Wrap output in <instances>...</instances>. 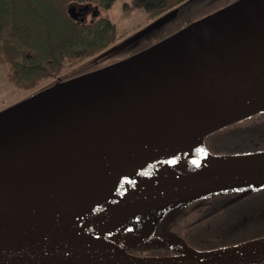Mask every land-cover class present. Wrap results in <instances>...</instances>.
Returning a JSON list of instances; mask_svg holds the SVG:
<instances>
[{"label":"water","instance_id":"1","mask_svg":"<svg viewBox=\"0 0 264 264\" xmlns=\"http://www.w3.org/2000/svg\"><path fill=\"white\" fill-rule=\"evenodd\" d=\"M87 8L69 6L67 11L76 19ZM181 30L121 61L61 81L68 83L132 57L149 60L140 69L118 75L116 80H121L83 93L81 101L67 105L63 114L1 131L0 195L36 183L108 170L185 143H192L199 155L185 160L194 159L199 168L173 175L184 180L204 176L206 181L144 211L224 191L216 190L224 176L250 181L242 188L263 187L264 170L231 166L224 158L264 151L212 154L204 139L264 112V0H245L196 30L167 40ZM60 83L2 112L13 111L21 102ZM153 195L132 198L123 207L151 202ZM138 245L141 243L134 242L120 251L71 241L0 240V264H264V236L184 255L138 256L127 251Z\"/></svg>","mask_w":264,"mask_h":264},{"label":"bare ground","instance_id":"2","mask_svg":"<svg viewBox=\"0 0 264 264\" xmlns=\"http://www.w3.org/2000/svg\"><path fill=\"white\" fill-rule=\"evenodd\" d=\"M244 1L232 3L196 21L167 40L196 30ZM148 61L132 57L68 83H60L55 88H48L16 105L13 111L1 112L0 132L57 117L65 112L67 105L75 106L81 101L83 93L88 95L99 91L106 82L140 69ZM198 157L195 146L185 143L108 170L7 191L0 195V240L71 241L124 251L128 242L119 236L118 231L129 223L130 218L152 204L175 198L206 181L204 176L184 180L166 172L178 162ZM224 161L239 168L264 170V153L230 156ZM249 183L248 180L224 176L216 190L239 189ZM154 192L157 195H153ZM142 195H153V199L144 204L123 207L127 200ZM173 249L179 250L175 246Z\"/></svg>","mask_w":264,"mask_h":264},{"label":"trees","instance_id":"3","mask_svg":"<svg viewBox=\"0 0 264 264\" xmlns=\"http://www.w3.org/2000/svg\"><path fill=\"white\" fill-rule=\"evenodd\" d=\"M114 1L0 0V64H7L8 66L6 73L8 82L25 91L35 90L49 78L57 77L66 65H73L108 48L121 34L114 23L101 16L90 18L91 20L85 22H77L69 16L67 8L69 6H90L94 3L95 7L107 9ZM185 1L188 0H132L130 5L123 4V9L133 8L141 10L146 14L147 18L151 19L174 8L169 16L158 20L157 25L148 30L146 32L148 33L158 29L173 18L178 13L180 5ZM167 35H170V33ZM165 36L163 35L155 40L150 39L146 44L137 48L127 49L121 56H117L116 52L106 62H94L84 69L65 77L64 80L128 57L162 40ZM256 135V138L252 137L233 144L232 148L225 154L264 151V129L262 133ZM198 168V165L178 166L176 172L179 175H186ZM262 189H264V186L255 190L244 189L241 191L245 192L242 198L226 206L220 205L222 194L217 193L207 196L205 201L208 204L204 210H201V215L196 217L189 229L190 232L188 231L189 233L185 234L183 241L188 246L196 249H206L224 247L264 236V211L260 210V204L255 199L253 200V195L259 193ZM248 200L250 202H247ZM184 201L173 204L172 207L177 208ZM215 201L217 202L215 203ZM262 201L264 202V200ZM240 202H246V207L253 210V212L251 217H247L249 218L248 220H243L240 225L230 228L233 226L231 225L233 217L226 216L223 212L229 206ZM212 203L215 204L212 205ZM152 221L153 219H151V223ZM225 221L229 224V227H220L222 223L226 225ZM148 227L146 228V225H144L143 229H148ZM212 227L215 230H219V232H211ZM252 229L257 235L247 236L246 233L251 232L249 230ZM212 233L215 235H212ZM208 235L211 236L208 237ZM130 236L133 239L141 237L139 234L134 233L130 234ZM213 238L215 241L211 240ZM173 239L163 234L155 238V240L159 241H170ZM195 239L196 241H193ZM130 251L135 255H162L167 253L166 249L162 247H135Z\"/></svg>","mask_w":264,"mask_h":264},{"label":"rangeland","instance_id":"4","mask_svg":"<svg viewBox=\"0 0 264 264\" xmlns=\"http://www.w3.org/2000/svg\"><path fill=\"white\" fill-rule=\"evenodd\" d=\"M229 2H233V0L185 1L180 5L178 13L173 18H171L168 22H165L158 29H154L152 32L148 33H146L148 30H150L154 25H157L156 23H158V20L163 17L169 16V14L174 10V8L155 18L149 19L146 17V14L141 10H136L133 8H126L128 10L123 9V4L130 5L132 3V0H115L114 3L107 9L97 7L100 12L99 16L109 19L112 23L115 24L117 30L121 32L117 40L113 44H111L107 49L98 54L87 57L73 65H66L57 77L49 78L35 90L25 91L23 89L17 88L14 84L8 82L6 78L8 66L7 64H0V112L15 105L21 100L32 96L33 93L37 91H41L47 87H51L57 83H60L61 80H63L65 77H68L73 73L84 69L85 67L93 64L94 62H106V60H108L110 56L116 52L118 54L117 56H121L124 52H126L127 49L135 47L137 48L140 45L146 44L150 39L155 40L163 35H166L164 37L165 39L168 36L167 34H172L187 26L188 24L202 18L203 16L219 10L223 6L227 5V3ZM92 6L95 7L94 3L90 5V7ZM86 20H89V17H87ZM263 125L264 113H259L249 118H246L239 123L231 124L227 127H224L223 129L216 131L215 133L206 137L204 143L210 153L225 154L228 153L230 148H232L233 144L255 137L257 136L256 134L262 133L264 129ZM168 170L170 171L165 170L167 174L174 173L173 167L168 168ZM205 199L206 198H200L196 201L189 200L182 203L178 208L171 207L170 209L169 205H165L164 207L158 206L155 209L143 211L142 213L137 215L135 214L132 218H130L129 223L125 227L119 229L118 234L121 237H123L125 234L129 235L128 238L131 239V241L133 242L142 241L146 239L149 240L150 238L163 234L167 235L168 237L170 236L171 238H174L172 243H177L178 241L185 239V234L190 232L188 226H190L195 221L197 216L201 215V210L205 209V206L208 204ZM254 199L260 204V210L264 211V202L262 201L264 200V189H262L259 193L253 195V200ZM250 201L248 200L247 202ZM216 202L217 201H215V203ZM246 205V202H240L229 206L230 209L228 208L225 211L223 210V213H225L226 216L233 217L231 219V225L233 226H231L230 228L241 224L245 218L251 216L253 210L248 209ZM141 214L142 218L144 215L148 216L150 220L152 215H157L156 227L153 230H151L152 227L150 224H143V226L146 225V228L150 225V230H146L144 234L142 231L146 228L141 230L139 221L143 222V220H146V218L140 219L139 221L137 220ZM228 225L229 224H227L226 222V225H223L222 223L220 224V227L222 226V228H227L229 227ZM249 231L251 232L246 233L247 236L257 235L255 234L256 232H254L253 229ZM211 232L216 233L219 232V230H215L212 227ZM133 233L139 234L140 236L143 234V236L141 237L142 239H133L130 236V234L132 235ZM214 233H212V235H215ZM210 236L211 235H208V237ZM154 239L155 238H153V240ZM196 239L193 241H196ZM211 240L215 241L214 238ZM146 244H149V242H147Z\"/></svg>","mask_w":264,"mask_h":264},{"label":"flooded vegetation","instance_id":"5","mask_svg":"<svg viewBox=\"0 0 264 264\" xmlns=\"http://www.w3.org/2000/svg\"><path fill=\"white\" fill-rule=\"evenodd\" d=\"M79 8V7H78ZM77 8V9H78ZM99 14H100V12H99V10H98V8L97 7H88L86 10H82L81 12H80V15L75 19V21H77V22H85V21H87L86 20V18L87 17H89V20H91V19H93V18H95V17H98L99 16ZM91 18V19H90ZM103 18H105V17H103ZM106 19V18H105ZM240 193V192H239ZM238 193H236V192H227V193H222V195L223 196H221V198H220V205L221 206H226V205H224L231 197H234V196H236ZM213 204H215V203H212V205ZM229 205V204H228ZM252 214V213H251ZM206 217V216H205ZM251 217V216H250ZM249 218H245L244 219V221H246V220H248ZM149 219L148 218H146V220H143V222L142 223H140V226H141V230L143 229V224H145L147 221H148ZM193 225V223L190 225V226H188V228L190 229V227ZM240 225V224H239ZM145 231L146 230H144V232H143V234L145 233ZM143 234L141 235V237L143 236ZM204 245H206L205 243H204ZM191 247V246H190ZM192 248H194V247H192ZM197 248H199V247H197ZM200 248H202V247H200ZM194 249H196V248H194ZM208 249H215V248H208ZM208 249H202V250H208Z\"/></svg>","mask_w":264,"mask_h":264}]
</instances>
